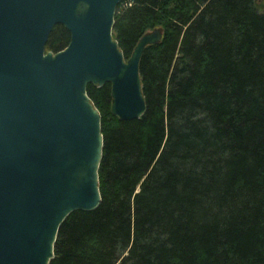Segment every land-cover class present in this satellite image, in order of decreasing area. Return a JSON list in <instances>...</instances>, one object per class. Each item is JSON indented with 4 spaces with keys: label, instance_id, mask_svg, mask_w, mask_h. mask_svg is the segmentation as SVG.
Listing matches in <instances>:
<instances>
[{
    "label": "trees",
    "instance_id": "16d2710c",
    "mask_svg": "<svg viewBox=\"0 0 264 264\" xmlns=\"http://www.w3.org/2000/svg\"><path fill=\"white\" fill-rule=\"evenodd\" d=\"M145 111L100 115V204L59 226L48 264H264V13L254 0H124L112 38L128 60L142 35ZM69 33L55 25L45 52Z\"/></svg>",
    "mask_w": 264,
    "mask_h": 264
},
{
    "label": "water",
    "instance_id": "95a60500",
    "mask_svg": "<svg viewBox=\"0 0 264 264\" xmlns=\"http://www.w3.org/2000/svg\"><path fill=\"white\" fill-rule=\"evenodd\" d=\"M122 1L0 0V264H48L65 218L100 204L103 137L86 86L108 83L121 121L145 111L139 60L161 32L124 60L111 34ZM57 24L69 42L45 52Z\"/></svg>",
    "mask_w": 264,
    "mask_h": 264
},
{
    "label": "rangeland",
    "instance_id": "374dc122",
    "mask_svg": "<svg viewBox=\"0 0 264 264\" xmlns=\"http://www.w3.org/2000/svg\"><path fill=\"white\" fill-rule=\"evenodd\" d=\"M254 6L260 13H264V0H254Z\"/></svg>",
    "mask_w": 264,
    "mask_h": 264
}]
</instances>
